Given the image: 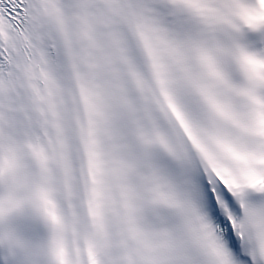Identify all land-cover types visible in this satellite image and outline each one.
Here are the masks:
<instances>
[{"label":"snow or ice","instance_id":"1","mask_svg":"<svg viewBox=\"0 0 264 264\" xmlns=\"http://www.w3.org/2000/svg\"><path fill=\"white\" fill-rule=\"evenodd\" d=\"M0 264H264V0H0Z\"/></svg>","mask_w":264,"mask_h":264}]
</instances>
